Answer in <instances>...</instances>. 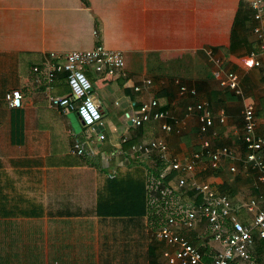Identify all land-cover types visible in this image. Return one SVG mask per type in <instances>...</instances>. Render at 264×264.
<instances>
[{
    "label": "crops",
    "instance_id": "1",
    "mask_svg": "<svg viewBox=\"0 0 264 264\" xmlns=\"http://www.w3.org/2000/svg\"><path fill=\"white\" fill-rule=\"evenodd\" d=\"M255 24L246 0H0V264H168L167 245L153 234L164 211L153 206L147 191L143 195L146 164L126 157L118 162L114 155L108 165L99 155L71 152L73 140L88 146L96 135L75 110L49 107V94L64 95L65 77H55L46 88L34 67L43 70L52 51L102 44L124 55L122 74L87 69L106 135L98 149L118 146L124 135V148L136 142L125 146L134 136L160 137L171 156H188L201 148V134L187 106L208 100L214 112L220 108L225 114L223 122L215 120L212 142L228 146L232 155L217 169L201 163L198 177L218 190L226 184L224 191L238 204L249 196L264 204V183L246 161L242 141L247 104L254 106L256 131L264 134V50ZM209 46L239 75L243 96L214 78L203 50ZM252 50L258 66L248 57ZM177 81L195 94L181 95ZM15 88L24 105L10 108L4 95ZM160 90L159 100L182 125L179 133L163 131L161 120L138 128L127 118ZM112 165L114 179L107 175ZM189 197L185 191L178 204L189 205ZM180 230L198 246L220 248L201 218L192 229ZM259 244L264 240L257 250Z\"/></svg>",
    "mask_w": 264,
    "mask_h": 264
},
{
    "label": "built area",
    "instance_id": "2",
    "mask_svg": "<svg viewBox=\"0 0 264 264\" xmlns=\"http://www.w3.org/2000/svg\"><path fill=\"white\" fill-rule=\"evenodd\" d=\"M256 21L252 28L258 39L259 49L264 50V0H246ZM206 60L212 65V75L219 85L243 96L240 77L232 69L223 66V59L214 49L204 47ZM256 51L248 53L251 63L260 65ZM125 65L121 50L107 48L102 44L87 49H71L63 54L50 52V62L41 70L37 66L34 71L42 72L49 88L55 77L64 75L70 88V96L48 95L49 107L67 111L75 110L81 122L95 132L96 142L88 146L75 139L71 145V152L77 155H99L102 162L110 165L114 155H124L126 158L141 159L147 166V195L154 207L164 211V220L154 229V236L167 245L163 254L168 264H253L258 256L256 244L264 240V204L257 196H249L241 203H236L226 191H220L210 181L197 175V168L201 163L209 169L219 168L224 156H231L232 151L226 145L212 142L215 136L213 129L215 120L223 122L225 114L222 109L216 112L208 100H201L188 105L187 110L196 114L199 133H201L200 149L193 150L188 156L177 157L168 153V145L163 138L138 140L127 148L121 144L126 142L127 135L122 136L118 146L111 149L97 147L106 140L102 132L104 121L100 106L93 93L92 82L87 75V69L97 75L122 74ZM151 83V79H146ZM181 95L195 94L194 89H188L179 83ZM139 91L140 86H134ZM264 89V86H263ZM5 102L10 108L24 105V96L20 89L7 91ZM127 118L134 127L141 126L148 120H161L160 128L166 132H180L182 125L178 118L173 117L167 110L160 108L158 100L149 98L143 100ZM171 119V121H167ZM243 146L245 158L256 170L257 180L264 183V134L256 131V116L254 106L247 104L243 110ZM235 170L234 165L230 167ZM116 173L113 165L108 167L107 175L113 177ZM175 182L176 186L171 183ZM185 191L192 194V198L199 197L187 206L178 204ZM242 209L249 221H243L238 216ZM203 219L213 238L220 244L211 254V261L206 263L200 247L181 233L180 228L192 229L198 219ZM264 264V250L260 255Z\"/></svg>",
    "mask_w": 264,
    "mask_h": 264
},
{
    "label": "trees",
    "instance_id": "3",
    "mask_svg": "<svg viewBox=\"0 0 264 264\" xmlns=\"http://www.w3.org/2000/svg\"><path fill=\"white\" fill-rule=\"evenodd\" d=\"M248 9H249V7H248ZM250 10V9H249ZM251 11V10H250ZM252 12V11H251ZM253 16V15H252ZM223 63H224V61H223ZM88 71H90V70H88ZM87 75H88V72H87ZM89 76V75H88ZM63 79V78H62ZM57 80V79H56ZM91 80V79H90ZM62 81V86H67V89H66V91L65 92H63L62 94H64V95H67V96H70V88H69V86H68V84H67V82L63 79V80H61ZM92 82V81H91ZM92 85H93V91H94V84H93V82H92ZM157 94H156V99H158V103H159V106H160V108H162V109H164V110H166V104H165V101L163 100V101H160L159 100V97L162 95L163 96V92L160 90V91H157L156 92ZM160 95V96H159ZM193 104H195V103H193ZM193 104H191V105H193ZM170 120V119H169ZM168 120V121H169ZM139 128V127H138ZM201 134V133H200ZM135 137H137V136H134V137H132L131 139H130V141L128 142V144H126L125 146H128L131 142H134V141H137L138 139L137 138H139V137H137L136 138V140H135ZM262 152H264V148H263V151ZM264 154V153H263ZM119 156V159H118V162H120L121 160H122V158H124V155H121V154H119L118 155ZM120 160V161H119ZM137 161H140V162H143L141 159H136ZM121 164V163H120ZM120 166V165H119ZM118 166V167H119ZM114 179V177H111V179ZM146 182H148V180L146 181ZM146 182H144V185H143V195H145L146 194V191H147V186H146ZM171 185L173 186H176V184L173 182V183H171ZM226 184H222V185H220V187H219V189H220V191H224V190H226ZM187 200L189 199V200H193V201H199L200 200V198L199 197H196L195 199L194 198H192V194L190 193V197L189 198H186ZM144 214H145V212H146V204L144 203ZM238 216L243 220V221H249V218H248V216L245 214V212L243 211V210H239L238 211ZM263 242V241H262ZM260 245V247L258 248V256L260 257V254H261V252L263 251V249H264V244H259ZM200 247V250H201V252L203 253V258H204V260L205 261H207V262H210L211 261V254H213V252L210 250V248L208 247V246H199ZM256 257V260H255V262L253 263V264H261V257L259 258V257Z\"/></svg>",
    "mask_w": 264,
    "mask_h": 264
},
{
    "label": "rangeland",
    "instance_id": "4",
    "mask_svg": "<svg viewBox=\"0 0 264 264\" xmlns=\"http://www.w3.org/2000/svg\"><path fill=\"white\" fill-rule=\"evenodd\" d=\"M95 34H96V36L98 35V31L95 29ZM97 94V93H96ZM98 96H100V95H98Z\"/></svg>",
    "mask_w": 264,
    "mask_h": 264
}]
</instances>
